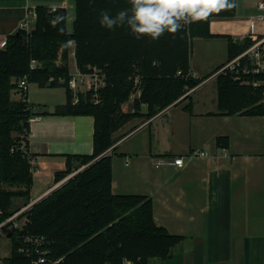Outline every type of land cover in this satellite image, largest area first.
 Returning <instances> with one entry per match:
<instances>
[{
    "label": "trees",
    "instance_id": "trees-1",
    "mask_svg": "<svg viewBox=\"0 0 264 264\" xmlns=\"http://www.w3.org/2000/svg\"><path fill=\"white\" fill-rule=\"evenodd\" d=\"M230 2L236 5V0ZM130 7L129 0H76L72 32H67L66 10L40 5L33 10V27L7 36L0 48V222L28 205L32 186L30 159L34 156L29 152L28 133L29 119L36 114L26 93L12 99V91L18 94L19 81L25 78L28 85L64 88L66 101L52 114L94 119L92 154L68 155L65 170L55 180L84 168L23 213L28 222L23 232L11 233V255L5 264H31L29 257L19 253L22 234L43 237L47 264H123L124 260L149 264L155 257L166 259L182 239L155 223L150 198L112 193L111 158L104 154L115 143V133L134 118L149 119L185 100L183 109L192 112V98L186 92L220 68L194 78L190 71L192 40L215 37L209 31L210 19L233 17L235 7L185 25L175 35L165 32L157 40L148 36L136 39L126 25L112 30L101 26L102 12L115 17ZM54 20L58 22L53 24ZM252 43L249 38L236 42L228 38L227 60ZM71 50L78 70L95 68L103 75L97 102L79 95L73 103L66 85ZM32 60L39 66L31 69ZM60 78L64 82H58ZM254 78L235 80L230 73L217 74L219 111L264 115V88L243 83ZM131 98V109L126 112L122 107ZM143 105L145 112L141 111ZM20 135L24 136L21 143ZM222 139L218 138L219 144Z\"/></svg>",
    "mask_w": 264,
    "mask_h": 264
},
{
    "label": "crops",
    "instance_id": "crops-1",
    "mask_svg": "<svg viewBox=\"0 0 264 264\" xmlns=\"http://www.w3.org/2000/svg\"><path fill=\"white\" fill-rule=\"evenodd\" d=\"M259 1L236 0L233 17L210 19L215 37L192 40L194 78L226 62L228 38L264 37V21L254 18L261 13ZM75 2L0 0V48L40 5L64 8L66 30L72 32ZM185 95L192 98L191 113L183 109L186 100L180 101L149 119L134 118L115 133V143L104 154L111 158V191L150 198L155 223L182 237L166 259L155 257L149 264H264V115L221 113L215 74ZM13 97L19 99L18 94ZM27 100L36 114L29 119L28 133L34 156L28 205H33L84 168L55 180L68 155L92 154L94 119L52 114L66 101L62 87L29 84ZM218 138L225 140L219 144ZM195 151L205 156L193 157ZM178 157L184 162L181 168L166 163L155 167L158 158L169 162ZM10 252L1 257L9 258Z\"/></svg>",
    "mask_w": 264,
    "mask_h": 264
},
{
    "label": "built area",
    "instance_id": "built-area-1",
    "mask_svg": "<svg viewBox=\"0 0 264 264\" xmlns=\"http://www.w3.org/2000/svg\"><path fill=\"white\" fill-rule=\"evenodd\" d=\"M257 9L261 12L254 16L255 19L264 21V0H260L257 3ZM35 13L29 11L27 17L20 24L19 30L29 31L35 21ZM38 63L34 60L30 63V68H36ZM220 73H230L235 80H241L243 76H255L252 80H246L243 83L251 84L253 87L261 86L264 88V37L254 38L253 43L245 49L242 53L231 60H226L224 64L215 72V75ZM58 82H64V79H58ZM66 85L72 93L73 103L78 101V97L81 91H93V99L97 102V89L104 86L103 75L99 73L95 68H89V71H80L77 68L70 72ZM28 82L24 78L19 81L17 87L18 95L24 93L27 94ZM261 102L264 103V90H262ZM193 157H204V152L195 151L191 154ZM30 162L34 164V158L30 159ZM173 165L181 168L184 166L183 159L181 157L174 158L172 161L166 162L162 158H158L155 162V167H160L162 164ZM31 205L22 207L19 211L0 222V238L4 237L10 243V251L13 242L11 233L14 231L23 232L28 222L27 217L23 213ZM22 241L20 240L19 253L25 254L30 258L31 264H47L46 254L47 251L43 248V237H33L31 235L22 234ZM11 253V252H10ZM11 255V254H10ZM7 258L0 257V264H5L4 260ZM52 262L49 264H55ZM123 264H132L130 261H124Z\"/></svg>",
    "mask_w": 264,
    "mask_h": 264
},
{
    "label": "clouds",
    "instance_id": "clouds-1",
    "mask_svg": "<svg viewBox=\"0 0 264 264\" xmlns=\"http://www.w3.org/2000/svg\"><path fill=\"white\" fill-rule=\"evenodd\" d=\"M130 9L115 17L101 13V26L112 30L127 26L136 39H159L165 32L175 35L185 25L206 20L212 13L235 7L230 0H129ZM53 21V24L57 23Z\"/></svg>",
    "mask_w": 264,
    "mask_h": 264
},
{
    "label": "rangeland",
    "instance_id": "rangeland-1",
    "mask_svg": "<svg viewBox=\"0 0 264 264\" xmlns=\"http://www.w3.org/2000/svg\"><path fill=\"white\" fill-rule=\"evenodd\" d=\"M192 49V48H191ZM72 58L69 56V67H70V70L69 71H73L72 69H74V60H72V61H70ZM215 74V72H213V74L212 75H214ZM191 90V89H190ZM189 91V90H188ZM187 91V92H188ZM87 92V93H86ZM186 92V93H187ZM89 93V91H81L80 92V96H83L84 98H87L88 96H89V98H90V100H93V98H92V96H93V94H91V96L88 94ZM16 94V92L15 91H12V99L13 100H18V99H14V97H13V95H15ZM128 103V102H127ZM125 105H126V103H125ZM125 105H123V110L124 111H129L130 109H128V107L127 106H125ZM131 106V105H130ZM142 108H143V106H141V111H142ZM19 138H20V143H21V141H22V139L24 140V136L23 135H20L19 136ZM24 143V142H23ZM9 252H10V244H9V242H8V240H7V238H4V237H2V238H0V257L1 256H5V255H8L9 254ZM125 261V260H124Z\"/></svg>",
    "mask_w": 264,
    "mask_h": 264
}]
</instances>
